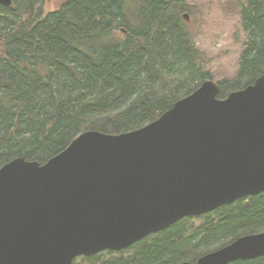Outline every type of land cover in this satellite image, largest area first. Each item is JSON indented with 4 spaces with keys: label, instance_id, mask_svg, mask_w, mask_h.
<instances>
[{
    "label": "trees",
    "instance_id": "16d2710c",
    "mask_svg": "<svg viewBox=\"0 0 264 264\" xmlns=\"http://www.w3.org/2000/svg\"><path fill=\"white\" fill-rule=\"evenodd\" d=\"M43 3L0 4V166L15 157L44 163L85 130L139 128L211 79L182 0H63L46 12ZM238 11L246 38L235 77L217 81L218 98L264 71V0L239 2ZM257 231H264V191L73 264L194 261ZM227 264H264V256Z\"/></svg>",
    "mask_w": 264,
    "mask_h": 264
},
{
    "label": "water",
    "instance_id": "95a60500",
    "mask_svg": "<svg viewBox=\"0 0 264 264\" xmlns=\"http://www.w3.org/2000/svg\"><path fill=\"white\" fill-rule=\"evenodd\" d=\"M218 93L206 79L139 128L85 130L44 163L15 157L0 166V264H73L264 191V71ZM258 256L264 231L175 264Z\"/></svg>",
    "mask_w": 264,
    "mask_h": 264
},
{
    "label": "rangeland",
    "instance_id": "374dc122",
    "mask_svg": "<svg viewBox=\"0 0 264 264\" xmlns=\"http://www.w3.org/2000/svg\"><path fill=\"white\" fill-rule=\"evenodd\" d=\"M62 1L44 0V12L56 9ZM243 1L182 0L190 41L201 55L204 70L216 82L235 77L239 53L246 38L240 28L238 11V3Z\"/></svg>",
    "mask_w": 264,
    "mask_h": 264
}]
</instances>
